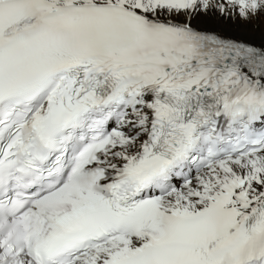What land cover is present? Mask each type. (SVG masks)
<instances>
[{
    "label": "snow or ice",
    "instance_id": "obj_1",
    "mask_svg": "<svg viewBox=\"0 0 264 264\" xmlns=\"http://www.w3.org/2000/svg\"><path fill=\"white\" fill-rule=\"evenodd\" d=\"M0 264H264V0H0Z\"/></svg>",
    "mask_w": 264,
    "mask_h": 264
}]
</instances>
